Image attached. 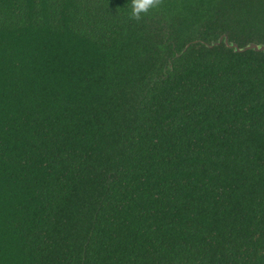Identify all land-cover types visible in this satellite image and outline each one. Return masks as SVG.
Segmentation results:
<instances>
[{
    "label": "trees",
    "instance_id": "16d2710c",
    "mask_svg": "<svg viewBox=\"0 0 264 264\" xmlns=\"http://www.w3.org/2000/svg\"><path fill=\"white\" fill-rule=\"evenodd\" d=\"M130 7L0 0V264H264V0Z\"/></svg>",
    "mask_w": 264,
    "mask_h": 264
},
{
    "label": "clouds",
    "instance_id": "9594fccd",
    "mask_svg": "<svg viewBox=\"0 0 264 264\" xmlns=\"http://www.w3.org/2000/svg\"><path fill=\"white\" fill-rule=\"evenodd\" d=\"M159 0H130V18L139 20L141 13L147 12L151 8L157 7Z\"/></svg>",
    "mask_w": 264,
    "mask_h": 264
},
{
    "label": "water",
    "instance_id": "95a60500",
    "mask_svg": "<svg viewBox=\"0 0 264 264\" xmlns=\"http://www.w3.org/2000/svg\"><path fill=\"white\" fill-rule=\"evenodd\" d=\"M223 37H220L219 40L217 42H213V43H220L222 41ZM226 45L233 47L235 51H244L247 49H255V50H263L264 51V44L260 43H255V42H250L245 46H239L237 43L235 42H228V39L225 37L224 39Z\"/></svg>",
    "mask_w": 264,
    "mask_h": 264
}]
</instances>
